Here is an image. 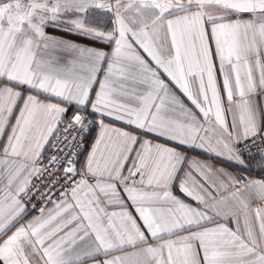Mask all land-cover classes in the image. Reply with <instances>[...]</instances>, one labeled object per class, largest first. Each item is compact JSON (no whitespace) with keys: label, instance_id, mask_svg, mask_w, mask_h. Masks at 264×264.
Wrapping results in <instances>:
<instances>
[{"label":"snow or ice","instance_id":"obj_1","mask_svg":"<svg viewBox=\"0 0 264 264\" xmlns=\"http://www.w3.org/2000/svg\"><path fill=\"white\" fill-rule=\"evenodd\" d=\"M5 134L0 264H264V178L184 170L264 172V0H0Z\"/></svg>","mask_w":264,"mask_h":264},{"label":"crops","instance_id":"obj_2","mask_svg":"<svg viewBox=\"0 0 264 264\" xmlns=\"http://www.w3.org/2000/svg\"><path fill=\"white\" fill-rule=\"evenodd\" d=\"M47 33L55 38H60V39H65V40H71L73 42H75L76 44L80 45V46H84V47H90V48H95V49H101L105 52L110 53L111 52V47L104 45L102 43H98L92 39H88V38H84L78 35H69L68 33L61 31V30H57L53 27H49L47 28ZM104 67H107V64L105 63ZM100 78H103V72L100 73ZM95 88L98 90L99 88V84L95 85ZM194 90H195V85H194ZM95 93L93 92V97H94ZM224 106L228 107V102L225 99L224 100ZM176 118H180V114L177 112L174 114ZM228 122L231 123L232 121V114L229 113L227 116ZM109 120H105V123H109ZM14 123V120H13ZM115 126H120V122H116ZM8 131L10 132V128L8 129ZM99 132V127L96 128V130L94 132H92L91 137L89 138L88 142H87V146L88 148L91 147L92 142L94 141L96 134ZM144 138V137H142ZM147 138H152V137H147ZM7 141V134H5L3 137H0V143H4ZM153 142H160L163 143V139L160 140H153ZM188 160L184 163V170L187 171L189 168V165L193 162H199L202 164H209L211 165L214 169H219L222 170L223 172L226 173H231L235 176L238 177H245V178H250V179H259V178H264V173L259 171V168L256 165V162H253L252 164V168L250 171H245L242 170L241 168L238 167H233L232 166V162L228 161L226 157H210L209 154L204 153L202 150L200 149H195V150H190L186 153ZM87 156V152H84L83 157ZM83 157H81V164H83ZM257 159H259V157H257ZM184 173H181V177H183ZM212 179L215 180L216 177L212 176ZM179 183V182H177ZM49 208L52 207V205L48 206ZM35 215H39V210L38 213L33 214L30 213V215L28 217H26V219H30L32 216ZM221 222H225V221H221ZM228 223V225L232 228L236 227V224L234 222V220L229 219L226 221ZM252 223L255 227H257L258 229V224L255 221V218L253 216L252 218ZM209 226H213V225H209ZM241 228H243V222H241ZM101 259H103V257H101ZM85 264H94V261L91 260H87L85 261Z\"/></svg>","mask_w":264,"mask_h":264},{"label":"built area","instance_id":"obj_3","mask_svg":"<svg viewBox=\"0 0 264 264\" xmlns=\"http://www.w3.org/2000/svg\"><path fill=\"white\" fill-rule=\"evenodd\" d=\"M89 119H93V117H89ZM238 147H242V145H238ZM262 147H264V146H262ZM259 150H260V149H259L258 147H254V148H252V150H251V154H252V155H256V154L258 153ZM51 151H52V149H51V147H49V148H48V152H51ZM244 155H245V157H247V156H248V153L245 151ZM263 173H264V172H263ZM37 183H38V182H37ZM32 204H36V205H37V207H36L35 210H32V207H31ZM48 206H49V205H48ZM40 207H43V202L40 201V200H38L36 197H33L31 204H29L30 213H33V214L38 213V210L40 209Z\"/></svg>","mask_w":264,"mask_h":264}]
</instances>
